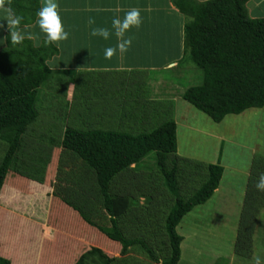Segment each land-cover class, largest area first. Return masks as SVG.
<instances>
[{"label": "rangeland", "instance_id": "1", "mask_svg": "<svg viewBox=\"0 0 264 264\" xmlns=\"http://www.w3.org/2000/svg\"><path fill=\"white\" fill-rule=\"evenodd\" d=\"M6 27L7 21L0 19V50L5 46ZM170 75L177 81V97L181 90L200 85L203 76L183 52L179 66L170 71ZM88 90L80 89L79 95H89L95 106H91L90 111L76 108L80 118H74L78 112L72 109V102L64 98L59 110H51L57 123L52 135L46 132L47 109L40 98L36 105L39 114L29 126L28 134L55 137L59 141L66 126L118 130L111 122L117 110L107 115L109 102H105L108 95L105 87L95 86ZM243 112L226 115L217 123L189 103H179L177 151L167 155L165 164L169 167L172 160L176 163L180 195L187 198L198 189L209 163L220 160L223 174L219 190H215L205 203L193 207L177 225V234L183 238L178 264H255L257 258L264 264V192L255 187L264 173V106ZM70 117L77 126L74 122L71 124ZM162 119L158 118L147 127L126 130L131 134L147 133L166 121ZM25 138H20L16 159L0 192V243H3L0 250L6 249L11 264H38L41 259L49 264L48 255L60 261L50 264H72L93 246L115 256L113 264H161L168 252L163 221L173 197L163 185L154 152L148 153L138 166L131 165L117 173L109 184V193L126 195L133 201L118 218V229L128 239L144 241L156 260H151L138 244L120 257V244L87 225L73 208H78L99 226L109 225L92 170L67 151L46 156L47 150L29 147ZM5 148L6 143L0 140V160ZM45 162H49L48 165ZM72 235L79 237L80 247L65 241ZM238 244L242 246L237 248ZM222 258L226 261L222 262Z\"/></svg>", "mask_w": 264, "mask_h": 264}, {"label": "trees", "instance_id": "2", "mask_svg": "<svg viewBox=\"0 0 264 264\" xmlns=\"http://www.w3.org/2000/svg\"><path fill=\"white\" fill-rule=\"evenodd\" d=\"M39 1L5 0V7H10L15 15L22 18L19 28L35 21L40 9ZM246 1L175 0L177 9L185 17L183 55L187 54L203 75L201 84L187 87L181 97L217 123L226 115L264 106V17H250ZM4 41L5 46L0 50V140L6 143V148L0 160V192L16 159L20 138L26 137L29 126L38 117L36 105L40 88L54 74L46 61L58 52L57 47L51 41L46 42L45 38L38 45H34L29 38L12 44L8 28ZM180 61L181 58L177 61L178 66ZM56 73L68 77L67 83H75V70H59ZM85 109L90 111V108ZM75 112L78 115L74 118H80L79 110ZM68 119L77 126L73 117ZM46 132L52 135L55 130ZM39 137L61 147V152L74 154L92 170L109 225L99 226L78 208L72 207L78 210L87 224L120 244V257L127 255L129 248L138 244L151 260H156L144 241L128 239L118 229V218L132 206L133 201L126 195L109 193V184L117 173L129 169L131 165L138 166L148 153L154 152L163 185L173 197V204L163 221L168 252L161 264H178L183 238L177 234L176 227L184 215L193 207L205 203L218 188L223 174L220 160L207 164L204 181L189 197L183 198L177 184L175 161L172 160L169 167L165 164L167 155L177 151L176 123L172 118L147 133L66 126L59 141L55 137ZM48 163L45 162V165ZM242 242L245 245L246 242ZM240 246L238 244L237 248ZM116 259L93 246L82 252L72 264H113ZM225 261L222 258V262ZM0 264H11V261L0 256Z\"/></svg>", "mask_w": 264, "mask_h": 264}, {"label": "crops", "instance_id": "3", "mask_svg": "<svg viewBox=\"0 0 264 264\" xmlns=\"http://www.w3.org/2000/svg\"><path fill=\"white\" fill-rule=\"evenodd\" d=\"M55 2L58 5L61 22L69 36L64 41H51L58 52L46 61L47 66L54 72L52 78L39 92V99L43 100L47 109L46 130L52 131V128L56 127L57 123L51 110H59L63 98L67 102L70 100L72 109L75 110L94 107L90 96H80L79 92L80 89L90 90L95 86L105 87L107 90L108 95L105 98V102L107 100L109 102L106 104L107 115L112 110H117L111 117V122L118 128L116 131L127 132L129 131L127 128L147 127L158 118L160 121L162 118H164L162 120L172 118L177 124L179 103L187 102L181 97L183 90L178 97L176 96L177 81L170 75V71L177 69V61L183 52L185 23V17L177 9L175 0H55ZM44 3L45 0L39 1L40 8ZM246 7L250 17H264V0H247ZM131 8L139 9L142 17L140 27L138 29L133 27L126 33V37L131 38V46L125 53L105 59V48L115 47L117 40L114 35H110L108 40L93 36L91 34L93 29H111L112 19L117 16L122 18ZM37 19L38 17L33 23L18 28L34 45H38L40 40L45 38V34L37 25ZM59 70H75V83H67L68 77L56 73ZM96 82L99 85L94 86ZM55 116L58 117V114ZM39 136L28 134L25 142L29 143V147L44 148L47 155L52 153L53 156H57L61 153V147L49 144ZM57 166L55 163V167ZM65 241L76 247L82 244H79V237L74 235L66 237ZM2 244L0 243L2 247L0 249H3ZM52 251L55 252L51 250V253ZM0 256L10 258L6 249L4 252L0 250ZM50 256L48 255V259L50 262L53 261L51 263L60 262ZM186 260L187 256L185 262ZM42 262L41 259L38 264Z\"/></svg>", "mask_w": 264, "mask_h": 264}, {"label": "clouds", "instance_id": "4", "mask_svg": "<svg viewBox=\"0 0 264 264\" xmlns=\"http://www.w3.org/2000/svg\"><path fill=\"white\" fill-rule=\"evenodd\" d=\"M0 13H2V18L0 19L7 21L12 44H19L25 39V34L18 29L22 18L15 15L10 7H5V0H0ZM36 15L38 17L37 25L40 31L45 34L46 42L64 41L68 38L69 33L61 22V17L58 14V5L55 0H45L44 5L38 10ZM141 24L140 10L131 8L124 13L122 18L117 16L112 19L111 29L97 28L93 29L91 34L104 40H108L110 35L115 36L117 40L115 47H107L104 50V58L111 59L113 55L123 54L128 50L131 46V38L126 37V33L133 27L138 29ZM255 187L258 191L264 192V173L260 175ZM255 264H261L259 258L255 260Z\"/></svg>", "mask_w": 264, "mask_h": 264}]
</instances>
